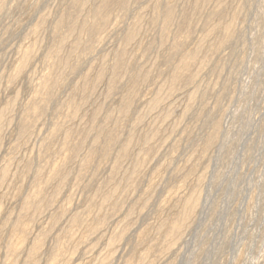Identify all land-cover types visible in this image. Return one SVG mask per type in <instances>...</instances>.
Segmentation results:
<instances>
[{
  "label": "rangeland",
  "instance_id": "obj_1",
  "mask_svg": "<svg viewBox=\"0 0 264 264\" xmlns=\"http://www.w3.org/2000/svg\"><path fill=\"white\" fill-rule=\"evenodd\" d=\"M99 1L88 0L91 11L74 0H0V264H264V0H224L217 15L221 0L194 12L193 0H124L102 29L80 33ZM169 5L177 14L163 39ZM181 11L191 21L185 36ZM62 18H78V29L53 66L68 33L67 26L57 30ZM232 19L233 34L219 46ZM75 36L84 40L78 49ZM191 52L205 58L190 68L195 81L170 91L172 71ZM50 73L52 91L36 98ZM34 104L42 107L37 113ZM217 121L224 128L215 131ZM196 193L194 217L171 233Z\"/></svg>",
  "mask_w": 264,
  "mask_h": 264
},
{
  "label": "bare ground",
  "instance_id": "obj_2",
  "mask_svg": "<svg viewBox=\"0 0 264 264\" xmlns=\"http://www.w3.org/2000/svg\"><path fill=\"white\" fill-rule=\"evenodd\" d=\"M75 2H78V4H80L81 3V8L82 9H85V7H88V6H86V4H88L87 2H88V0L86 1V0H74ZM209 0H193V1H191V2H189L190 4H191V7H192V9H193V12L194 11H199V7L200 6H202L203 4H205L206 2H208ZM226 1V0H225ZM73 2V1H72ZM74 2V3H75ZM125 2H126V0H125ZM124 2V0H101V1H99V3H100V5H98L97 6V8L93 11V14H92V17H91V19H86V20H84V18L82 17V19L84 20V21H82L81 22V29H80V33H82V32H88V31H93V30H100L99 28H101V27H104L103 25L107 22V20H108V17L110 16L109 15V12H110V9H112L113 7H117V8H120V9H125L126 8V3ZM73 3V4H74ZM218 3V2H217ZM227 3V2H226ZM77 4V3H76ZM94 5H95V3H94ZM223 5H224V0H221L220 1V3H218V6H217V9H216V6H215V10H213L214 12H213V14L212 15H217V14H220L221 13V11H222V7H223ZM78 6V5H77ZM226 6V5H225ZM187 7H189L190 8V6H187ZM89 8V7H88ZM93 8V7H92ZM185 8V7H184ZM90 9V8H89ZM115 9V8H114ZM165 9V8H164ZM191 9V8H190ZM91 10V9H90ZM90 10L88 11V12H90ZM113 10V9H112ZM127 10V9H126ZM176 10L177 9H175L174 8V6H172V5H169V6H166V9H165V11L163 12V14H162V16H163V19H164V23H162V24H164L163 25V39H166V37H167V34H168V31H169V27H170V24H171V22L174 20V17H175V15L177 14L176 13ZM201 10V9H200ZM69 11H71V10H69ZM92 11V10H91ZM122 11V10H121ZM124 11V10H123ZM83 12V11H82ZM182 12V11H181ZM193 12H190V14L191 13H193ZM79 13V12H78ZM77 13V14H78ZM199 13V12H198ZM197 13V14H198ZM90 14H91V12H90ZM182 14H183V20L181 21V23L179 24V35H182V34H184V33H186V32H188V30H189V27H190V23H191V21L189 20V17H187V14H188V12L187 11H185L184 13L182 12ZM235 14H236V12H235ZM67 16L69 15V14H66ZM159 15H160V13H159ZM209 15V14H208ZM64 16H65V14H64ZM161 16V15H160ZM220 16V15H219ZM66 17V16H65ZM69 18H70V16H68ZM87 16H85V18H86ZM88 18V17H87ZM197 18V17H196ZM66 19H68V18H66ZM66 19H61V21L59 22V24L57 25V30H59L62 26H67L66 27V29H68V33H67V35L66 36H64L63 37V39L62 40H60V44L58 45V47L56 48V51H55V56H56V61L54 62V63H52L53 64V66L54 65H58V63L60 64L61 62H62V60H61V58H60V53H63V52H61V50H63V47H64V44H65V41H67L69 38L68 37H70L74 32H75V30L76 29H78L77 27H78V18H77V20H76V18L75 19H73V20H71V21H69V19H68V21L69 22H67V21H65ZM70 19H72V17L70 18ZM81 19V18H80ZM109 19H110V17H109ZM81 21V20H80ZM139 21V20H138ZM42 22V21H41ZM227 22V21H226ZM176 23V22H175ZM224 23V22H223ZM225 24V23H224ZM79 25H80V23H79ZM193 25V24H192ZM215 25V24H214ZM221 25V24H220ZM219 25V26H220ZM162 26V25H161ZM212 27V26H211ZM233 28H234V19H232V20H230V22L228 23V24H226L224 27H223V32H224V36H223V38H221V40L220 39H218V40H220L219 41V46H221V45H223V43H225L230 37H231V35L233 34ZM102 29V28H101ZM162 29V28H161ZM191 29V28H190ZM174 30V29H173ZM67 31V30H66ZM210 31H213V33H215L214 31H216V30H214V28L212 27V30H210ZM209 31V32H210ZM218 31V30H217ZM78 32V31H77ZM170 32H172V30L170 31ZM169 32V33H170ZM92 33V32H91ZM97 33V32H96ZM210 33H212V32H210ZM210 33L208 34V35H210ZM93 34H94V32H93ZM218 34V33H217ZM77 35V34H76ZM170 35V34H169ZM178 35V36H179ZM186 34H184L183 36H185ZM213 35V34H212ZM211 35V36H212ZM78 36H80V34H78ZM78 36H75V38L76 37H78ZM83 36V35H82ZM81 36V37H82ZM92 36V35H91ZM128 36V35H127ZM135 36V32H132V33H130L129 34V36H128V38H127V43L129 42V43H131V40H132V38ZM201 36H203V35H201ZM210 36V37H211ZM72 37V36H71ZM207 37V36H206ZM213 37H214V35H213ZM212 37V38H213ZM217 37V35H215V38ZM83 38V37H82ZM125 38V39H126ZM202 38H204V37H202ZM211 38V39H212ZM218 38V37H217ZM67 39V40H66ZM81 39V38H80ZM80 39H77L76 38V40H75V43L74 44H71V45H75L74 47H76L77 49H78V47L80 46V44H81V41L83 40H81L80 41ZM90 39V38H89ZM92 39V38H91ZM93 39H95L94 38V36H93ZM207 39V41H208V37L206 38ZM210 39V40H211ZM134 40V39H133ZM209 40V41H210ZM84 41V40H83ZM82 41V42H83ZM87 41V40H86ZM93 41V40H92ZM212 42H213V39L211 40ZM217 41V40H216ZM229 41V40H228ZM203 42V41H202ZM206 42V41H205ZM205 42H204V44H205ZM67 43V42H66ZM125 43H126V41H125ZM181 43H182V41H181V39H179V38H177V40L174 42V44H173V50L175 51V50H177L179 47H180V45H181ZM211 43V42H210ZM83 44V43H82ZM89 44V43H88ZM201 44V43H200ZM208 44V43H207ZM214 45H215V43H213ZM124 45H126V44H124ZM202 46H204L203 44H201ZM209 45V44H208ZM87 46V45H86ZM207 46V45H206ZM206 46H205V48H206ZM72 47V46H71ZM127 46H125V47H122V48H126ZM199 47H201V46H199ZM198 47V48H199ZM209 47V46H208ZM223 47V46H222ZM87 48V47H86ZM181 48V47H180ZM221 48V47H220ZM204 49V48H203ZM211 49V48H210ZM213 49V48H212ZM73 50V49H72ZM71 50V51H72ZM123 49H121V51H122ZM171 50V49H170ZM200 50V49H199ZM205 50H208V48L207 49H205ZM194 51H196V49L194 50ZM201 51V50H200ZM200 51L198 52V53H200ZM210 51V50H209ZM216 51V50H215ZM214 51V52H215ZM218 51V50H217ZM126 52V51H125ZM193 52V51H192ZM190 53L189 55H188V53H186L187 55L183 58V59H181V62L179 63V65L176 67V69H175V71H172V72H174V73H172L171 75L172 76H170V79H169V82H170V88H167V89H170V91H172L175 87H177V84L178 83H180V81H182V80H184L185 79V82L188 84V83H190L189 85H191V82L194 80L195 81V73H197V72H195V73H193V72H191V67L192 66H194V64H196L197 63V61H198V56H199V54H198V56H197V54H195V53H197V52H194V53ZM201 52H203V50L201 51ZM28 53V52H27ZM124 53V52H123ZM29 55H31V54H29ZM126 55V54H125ZM167 55V54H166ZM172 55V54H171ZM62 56H64V55H62ZM122 56V55H121ZM169 56V55H168ZM31 57V56H30ZM25 58V57H24ZM27 58V57H26ZM63 58V57H62ZM125 57H121L119 60H118V62L115 64V68H116V71H115V74H117L116 72H117V68L118 67H120V66H122L123 67V59H124ZM167 58V57H166ZM64 59V58H63ZM126 59V58H125ZM202 59H204L205 60V58H202ZM201 59V60H202ZM27 60H28V58H27ZM59 60H61V61H59ZM66 60H68V59H66ZM201 60H200V62H201ZM24 61H26V59L24 60ZM169 61V60H168ZM66 62V61H65ZM116 62V61H115ZM199 62V61H198ZM199 62V63H200ZM203 62H206V61H202V63ZM64 63V62H63ZM67 63V62H66ZM65 63V64H66ZM121 63H122V65H121ZM125 63H126V60H125ZM26 63L24 62V65H25ZM198 64V63H197ZM61 65V64H60ZM69 65V63L68 64H66V66H68ZM204 65H205V63H204ZM52 66V67H53ZM63 66V65H62ZM114 66V65H113ZM202 67H203V64L201 65ZM21 67V66H20ZM24 67V66H23ZM57 67V66H56ZM197 67V66H196ZM22 68V67H21ZM72 68V67H71ZM200 68V67H199ZM199 68H197L198 70H199ZM201 70H202V68H200ZM193 70V69H192ZM198 70H195V71H198ZM120 71L121 70H119V73H120ZM145 71V70H144ZM147 71V70H146ZM149 71V70H148ZM100 72V71H99ZM103 72H104V70H102L99 74H98V76H97V78H96V80L94 81V83H96L97 84V81L99 80L100 81V79L102 80V76H104L103 75ZM199 72V71H198ZM201 72V71H200ZM18 73V72H17ZM52 73H54V72H52ZM57 73V72H56ZM142 73V72H141ZM140 73V74H141ZM113 74V73H112ZM146 74V73H145ZM144 74V75H145ZM150 74V73H149ZM52 74L50 73V74H48L46 77H47V80L45 81V82H42L41 84H42V88L38 91V94H36L37 96H35L36 98H38V97H40V94L41 93H44V97H45V93H46V95L48 94V92L51 90V87L53 86V84H52V86H51V76ZM151 75V74H150ZM89 76V75H88ZM112 76V75H111ZM198 76V75H197ZM59 77V76H58ZM139 77V75L137 76V78ZM141 77V76H140ZM139 77V78H140ZM144 77V76H143ZM146 77V76H145ZM151 77V76H150ZM56 78H57V76H56ZM88 78V77H87ZM95 78V77H94ZM136 78V79H137ZM141 79H143V78H141ZM140 79V80H141ZM148 75H147V81H148ZM54 80L56 81V79L54 78ZM53 80V81H54ZM60 80H61V78H60ZM111 80H112V77H111ZM115 80H116V78H114L113 80H112V82H111V85L113 86V88H114V86L115 85H117V83L115 84ZM139 80V79H138ZM144 80V79H143ZM54 81V82H55ZM93 81V80H92ZM91 81V82H92ZM117 81V80H116ZM142 81V80H141ZM53 82V83H54ZM61 82V81H60ZM86 82V81H85ZM88 82V81H87ZM133 82V81H132ZM137 82V81H136ZM145 82V81H144ZM56 83V82H55ZM89 83V82H88ZM93 83V84H94ZM99 83V82H98ZM134 83H135V81H134ZM133 83V84H134ZM185 83V84H186ZM58 84V83H57ZM93 84H91V85H93ZM93 85L92 87L94 88V86H97V85ZM100 84V83H99ZM115 84V85H114ZM182 84V83H181ZM186 84V85H187ZM60 85V84H59ZM58 85V86H59ZM111 85H109L110 87H111ZM137 86H138V84H136ZM183 85H184V83H183ZM41 86V85H40ZM132 86V85H131ZM168 86V85H167ZM188 86V85H187ZM132 87H135V86H132ZM164 87V86H163ZM180 87V86H179ZM186 87V86H185ZM184 87V88H185ZM40 88V87H39ZM131 88V87H130ZM165 89H166V87H164ZM182 88V87H181ZM180 88V89H181ZM96 89V88H95ZM110 89V88H109ZM112 89V88H111ZM110 89V90H111ZM134 89V88H133ZM137 89V88H136ZM163 89V88H162ZM164 89V90H165ZM166 89V90H167ZM194 89V88H193ZM85 90L87 91V87L85 88ZM110 90H108L109 92H110ZM179 90V89H178ZM195 90V89H194ZM193 90V91H194ZM52 91V90H51ZM50 91V92H51ZM169 91V90H168ZM185 91V90H184ZM190 91V90H189ZM199 91V90H198ZM198 91H196V93H192L191 94V99H193L194 100V98L197 96V95H199V94H197L198 93ZM132 92V94H134L133 93V91H131ZM172 93H174V91L172 92ZM130 94V93H129ZM137 94V93H136ZM181 94V93H180ZM197 94V95H196ZM39 95V96H38ZM163 95V94H162ZM162 95L160 94L158 97H156V99H155V101L153 102V103H159L160 101H161V99H162ZM171 95V94H170ZM189 95V94H188ZM43 96V95H42ZM42 96H41V98H42ZM132 96V95H131ZM134 96V95H133ZM178 96V95H177ZM190 96V95H189ZM200 96V95H199ZM43 97V98H44ZM47 97V96H46ZM86 97V96H85ZM128 97V96H127ZM167 97V96H166ZM42 98V99H43ZM152 98V97H151ZM155 98V97H154ZM48 99H49V97H48ZM127 99V98H126ZM190 99V100H191ZM35 100V99H34ZM46 100V99H45ZM132 100V99H131ZM130 100V101H131ZM186 100V99H185ZM193 100L192 101H190L191 103L193 102ZM42 101V100H41ZM43 101H44V99H43ZM48 101V100H47ZM150 101V100H149ZM153 101V100H152ZM196 101V100H195ZM33 102V101H32ZM189 102V101H188ZM197 102V101H196ZM44 103V102H43ZM152 103V104H153ZM187 103V102H186ZM190 103V105H191V107H192V104ZM41 104V103H40ZM44 104H46V103H44ZM44 104H42L43 106H44ZM85 104V103H84ZM193 104H195V103H193ZM10 105V104H9ZM33 105V104H32ZM34 105H36V104H34ZM130 105H131V102H130ZM129 105V106H130ZM158 105V104H157ZM156 105V106H157ZM188 105H189V103H188ZM127 106H128V104H127ZM30 107H32L31 105H30ZM77 107V106H76ZM187 107H189V106H186V108ZM40 108L42 109V107H41V105H36L34 108H33V113H37V111L38 110H40ZM152 108V107H151ZM154 108V107H153ZM156 108V107H155ZM77 109H79V108H77ZM172 109H174V108H172ZM191 109V108H190ZM29 110V109H28ZM44 110V109H43ZM125 110V109H124ZM128 110H129V108H128ZM77 111V110H76ZM5 112V111H4ZM4 112L2 111V113H3V115H4ZM32 112H31V114H32ZM41 112H42V110H41ZM124 112V111H123ZM123 112H122V114H123ZM128 112V111H127ZM186 112H187V110H186ZM186 112H184L185 114H186ZM29 113V112H28ZM71 113H72V111H71ZM78 113V112H77ZM95 113V112H94ZM189 113V112H188ZM5 114L7 115V113L5 112ZM166 114V113H165ZM164 114V115H165ZM172 114V113H171ZM184 114V115H185ZM1 115V114H0ZM74 115V114H73ZM76 115V114H75ZM141 115H142V113H141ZM28 116V115H27ZM71 116V115H70ZM125 116V115H124ZM163 116V115H162ZM167 114L165 115V118H167ZM182 116V115H181ZM181 116H179V117H181ZM186 116V115H185ZM4 117V116H3ZM2 117V118H3ZM30 117H32V116H30ZM139 117H142V119H141V121L143 120V116H138V118ZM170 117V116H169ZM5 118H6V116H5ZM137 118V119H138ZM23 119V118H22ZM33 119H35V118H33ZM179 119V118H178ZM184 119V118H183ZM1 120H7V118L6 119H1ZM140 120V119H139ZM8 121V120H7ZM25 121H27V120H25ZM137 121V120H136ZM136 121H135V123H136ZM140 121V122H141ZM5 121H3V124H5L4 123ZM138 122V121H137ZM139 122V123H140ZM175 122H178V121H175ZM218 122V121H217ZM22 123V122H21ZM171 123V122H170ZM215 123V121L213 122V124ZM2 124V125H3ZM222 124V123H221ZM1 125V124H0ZM1 125V126H2ZM32 125V124H31ZM64 125V124H63ZM161 125V124H160ZM215 125V124H214ZM223 125V124H222ZM24 126H25V124H24ZM28 126H29V124H28ZM60 126H61V124H60ZM172 126H176L175 124L174 125H172ZM220 125V123L218 122L217 124H216V130L215 131H218L220 128H224V126H221ZM3 127V126H2ZM31 127V126H30ZM29 127V128H30ZM161 127V126H160ZM168 127V126H167ZM58 128H60V127H56V130H58ZM162 128V127H161ZM178 128V125H177V127H176V129ZM67 129H69V128H67ZM72 128H70L69 130H71ZM155 128H153L152 130L154 131L151 135H152V137L154 136V133H155V130H154ZM159 129V128H158ZM173 130H174V128H172ZM212 129H213V127H212ZM25 130H26V127H25ZM25 130H23V131H25ZM28 130V129H27ZM160 130V129H159ZM224 130V129H223ZM0 131H2V129H0ZM67 131V130H66ZM68 132V131H67ZM161 132V131H160ZM2 133V132H1ZM212 133H213V131H212ZM110 134V133H109ZM156 134V133H155ZM1 135V134H0ZM55 135V134H54ZM114 135V134H113ZM148 135V134H147ZM146 135V136H147ZM210 135V134H209ZM212 135V134H211ZM210 135V136H211ZM214 135V134H213ZM216 135V134H215ZM211 136V141L210 142H212V141H214L215 139H216V136ZM67 138H69L71 135L69 134H67ZM108 136V135H107ZM110 136V135H109ZM132 136H133V134H132ZM170 136V135H169ZM2 137V135L0 136V138ZM118 137V136H117ZM149 136H147V140H148V142H149V138H148ZM66 138V137H65ZM110 138V140H111V142L113 141V138L114 137H109ZM146 138V137H145ZM220 138V137H219ZM70 139V138H69ZM131 139L133 140V137H131ZM130 139V140H131ZM155 139V138H154ZM207 139V138H206ZM210 139H208V140H210ZM68 140V139H67ZM66 140V141H67ZM116 140V139H115ZM217 140V139H216ZM1 141V140H0ZM82 141H83V139H82ZM206 141V140H205ZM68 143H69V141H67ZM129 142H131V141H129ZM207 142H209V141H207ZM216 142V141H215ZM72 143H74V142H72ZM96 143H98L97 142V140H96ZM96 143H95V145H96ZM128 143V142H127ZM146 143H147V141H146ZM66 144V143H65ZM77 144V143H76ZM79 144V143H78ZM83 144V143H82ZM130 145L132 144V143H129ZM129 144H127L125 147H124V152H129L128 151V149H129ZM151 145H153V142L152 143H150ZM150 144L148 143V147L150 146ZM68 145V144H67ZM94 145V146H95ZM108 145V144H107ZM213 145H214V142H213ZM72 146V145H71ZM77 146V145H76ZM109 146V145H108ZM206 146H208L207 145V143H206ZM210 146V145H209ZM73 147V146H72ZM211 147H212V145H211ZM71 148V147H70ZM155 148V147H154ZM69 149V148H68ZM74 149H76L75 147H74ZM77 149H78V146H77ZM76 149V150H77ZM149 149H151V146H150V148ZM206 149V148H205ZM72 150V149H71ZM130 150V149H129ZM152 150H153V146H152ZM155 150H156V148H155ZM131 151V150H130ZM149 151V150H148ZM151 151V150H150ZM156 152V151H155ZM155 152H153V153H155ZM76 153H77V151H76ZM120 153V152H119ZM122 153V152H121ZM126 153V154H127ZM152 153V152H151ZM70 154V153H69ZM73 154V153H72ZM125 154V153H124ZM75 155V154H74ZM121 155V154H120ZM123 155V154H122ZM126 156H128V154L126 155ZM142 156V155H141ZM149 156V155H148ZM89 157V155L87 156V158ZM120 157V156H119ZM150 157V156H149ZM67 158V157H66ZM73 158H75V157H73ZM85 158V157H84ZM117 158V157H116ZM124 158V157H123ZM120 159V158H119ZM118 159V160H119ZM122 159V158H121ZM147 159V158H146ZM149 159V158H148ZM68 160V159H67ZM67 160H64V161H67ZM117 160V159H116ZM139 160H141V159H139ZM123 161V160H122ZM121 161V162H122ZM142 161H143V158H142ZM141 161V162H142ZM70 162V161H69ZM84 162V161H83ZM116 163V162H115ZM117 163H119L118 161H117ZM6 164V163H5ZM137 165H138V163H137ZM64 166H66L65 164H64ZM64 166L62 167L63 168V170H64ZM119 166V168H120V165H118ZM136 166V165H135ZM139 166V165H138ZM113 167H114V164H113ZM115 167H116V165H115ZM144 167V166H143ZM57 168V167H56ZM61 168V169H62ZM116 168H118V167H116ZM115 168V169H116ZM59 169H60V167H59ZM115 169H113V170H115ZM139 169V168H138ZM143 169V168H142ZM57 170V169H56ZM56 170H53V173H52V175L53 174H58L59 173V171L57 172V173H55V171ZM66 170V169H65ZM117 171H118V169H117ZM134 171V170H133ZM139 171V170H138ZM5 172H6V170H5ZM39 173H40V170L38 171ZM42 173H44L43 171H41ZM51 172V171H50ZM49 172V173H50ZM62 172H64V171H61V173ZM115 172H116V170H115ZM66 173V172H65ZM135 173V172H134ZM134 173H132V174H134ZM5 174V173H4ZM2 175V174H1ZM41 175V174H40ZM55 175V176H56ZM65 176H66V174H64ZM135 175V174H134ZM137 175H139V174H137ZM54 176V177H55ZM63 176V175H62ZM128 176H130V174H128L127 175V178H129ZM132 176V178H133V175H131ZM131 176H130V178H131ZM48 177H50V176H48ZM61 177V176H60ZM135 177V176H134ZM137 177V176H136ZM3 178H4V176H3ZM56 178H57V176H56ZM138 178V177H137ZM50 179V178H49ZM48 179V180H49ZM58 179V178H57ZM60 179H64V176H63V178H60ZM60 179H59V181H60ZM47 180V181H48ZM53 180H54V178H53ZM65 180V179H64ZM129 179H127V181H128ZM133 180H134V178H133ZM200 180V179H199ZM202 180V179H201ZM51 181H52V178H51ZM131 181V180H130ZM136 181H137V179H136ZM40 182V181H39ZM62 182V181H61ZM134 182V181H133ZM133 182H132V184H133ZM199 182H201V181H199ZM202 182H203V180H202ZM46 183V182H45ZM44 183V184H45ZM60 183V182H59ZM131 183V182H130ZM136 183V182H135ZM37 184H38V182H37ZM43 184V183H42ZM201 184V183H200ZM129 186H130V184H128ZM37 186V185H36ZM197 186H198V189H199V185L197 184ZM115 187H117V186H115ZM133 187V186H132ZM196 187V186H195ZM37 188V190H36V192H35V194H33L34 195V197H37L38 196V194H40V192H41V188H43V186L41 187V185H39L38 187H36ZM60 187H58V189H59ZM120 187H118V189H119ZM194 189H197V188H194ZM197 189V190H198ZM200 190V189H199ZM199 190H198V192H199ZM123 191H125V190H123ZM191 191H193L192 189H191ZM110 192H114L113 191V188H112V190L110 191ZM127 192V191H126ZM42 193V192H41ZM106 192H104V194H105ZM112 193H110L111 195H112ZM115 193V192H114ZM191 193V192H190ZM103 194V195H104ZM32 195V196H33ZM41 195V194H40ZM115 195H116V193H115ZM114 195V196H115ZM118 195V194H117ZM116 195V196H117ZM193 194H191V197H189L190 196V194H189V196H188V200H187V202H186V207H184V214H183V217H181L182 216V214H181V218H180V222H177L176 220V223H174V222H171L172 224L174 223V225H172L171 224V226L170 225H167V226H170V227H172L173 226V228H172V230H171V233L173 232L174 234H176L177 232H179L180 231V229L182 228L183 229V227H182V225H183V223L188 219V217L190 216V214H193V217H194V212L196 213V211H194L195 209L197 210L198 208H196L197 206L199 207L200 205H201V202H200V197L201 196H199V193H196V194H194L193 196H192ZM201 195V194H200ZM106 196V195H105ZM108 197H111V196H108ZM123 197V196H122ZM125 197V196H124ZM187 197V194H186V196H185V198ZM39 198V197H38ZM117 197H115V199H116ZM119 198H120V196H119ZM118 198V199H119ZM103 199V198H102ZM108 199H110V198H108ZM114 199V198H113ZM112 199V200H113ZM117 199V200H118ZM125 199V198H124ZM124 199H123V201H124ZM181 199V198H180ZM40 201H41V203H42V198L41 199H39ZM111 200V201H112ZM185 200V201H186ZM32 201V200H31ZM39 201V202H40ZM104 201V200H103ZM108 201V200H107ZM121 201V200H120ZM46 202V201H45ZM109 202V201H108ZM47 203H49V202H46V204ZM105 203V202H104ZM107 203V202H106ZM123 203V202H122ZM183 203H184V201H183ZM199 203H200V205H199ZM46 204H44V206L46 205ZM51 204V203H50ZM102 204V203H101ZM37 205H39V204H37ZM118 205V204H117ZM120 205V204H119ZM118 205V206H119ZM182 205H184V204H182ZM40 206H41V204H40ZM42 207V206H41ZM143 207V206H142ZM45 208V207H44ZM181 208V207H180ZM36 209V208H35ZM38 209V208H37ZM40 210V209H39ZM182 210V209H181ZM42 211V210H41ZM89 211V210H88ZM194 211V212H193ZM35 212H37L36 210H35ZM60 212H62V211H60ZM130 212H132L133 213V211H130ZM180 213H181V211H180ZM62 214V213H61ZM78 214V213H77ZM82 214V213H81ZM81 214H78V215H81ZM179 214V213H178ZM129 215V214H128ZM130 216H131V213H130ZM196 216V215H195ZM75 217V216H74ZM192 217V218H193ZM76 218V217H75ZM78 218V217H77ZM191 218V217H190ZM189 218V219H190ZM82 219V218H81ZM176 219H178V218H176ZM80 220V219H79ZM78 220V221H79ZM134 220V219H133ZM179 220V219H178ZM76 221V220H75ZM128 221V220H127ZM190 221V220H189ZM124 222V221H123ZM122 222V223H123ZM120 224V225H124V224H127V222L126 223H124V224ZM130 223V222H129ZM187 224V223H186ZM164 225V224H163ZM166 225V224H165ZM128 226V225H127ZM164 227V226H163ZM186 227V226H185ZM124 228V227H123ZM127 228V227H126ZM129 228V227H128ZM127 228V229H128ZM168 228V227H167ZM118 230H120V229H118ZM161 230H162V228H161ZM160 230V231H161ZM165 230H167V229H165ZM116 231H117V229H116ZM123 231V230H122ZM121 232V231H120ZM164 232V231H163ZM167 232V231H166ZM184 232V230H182V232H180L181 233V236H180V234H179V236L178 237H182V233ZM118 233V232H117ZM168 233V232H167ZM166 233V234H167ZM122 234H124L123 232H122ZM165 234V233H164ZM118 235H119V233H118ZM121 235V234H120ZM168 236V235H167ZM121 237H123V236H121ZM169 237H170V233H169ZM114 238V237H113ZM115 238H117V236L115 237ZM165 238H166V236H165ZM168 238V237H167ZM172 238V237H171ZM177 237H175V239H176ZM178 239V238H177ZM177 239H176V241H177ZM115 240V239H114ZM117 240L119 241V239L117 238ZM166 240V239H165ZM173 240H174V238H173ZM117 241V242H118ZM168 241H169V238H168ZM42 242V241H41ZM169 242H172V240L171 241H169ZM38 244V243H37ZM109 244V243H108ZM114 244H116V243H114ZM121 244V243H120ZM168 245V244H167ZM170 245H171V243H170ZM166 246V245H165ZM121 247V246H120ZM170 246H168V248H169ZM36 248H37V246H36ZM164 248V247H163ZM17 249V248H16ZM18 250V249H17ZM106 251V250H105ZM115 254H116V252H115ZM114 254V255H115ZM33 255V254H32ZM112 256V255H111ZM116 256V255H115ZM149 256V255H148ZM146 257V256H145ZM144 257V258H145ZM148 258V257H147ZM146 259V258H145ZM148 261V260H147ZM37 262V261H36ZM149 262V261H148Z\"/></svg>",
  "mask_w": 264,
  "mask_h": 264
}]
</instances>
